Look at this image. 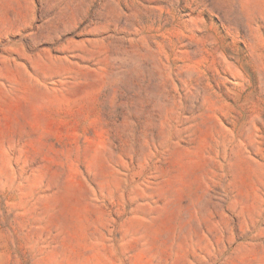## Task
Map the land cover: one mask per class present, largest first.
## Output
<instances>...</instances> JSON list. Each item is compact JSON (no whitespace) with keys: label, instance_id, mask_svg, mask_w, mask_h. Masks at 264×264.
Wrapping results in <instances>:
<instances>
[{"label":"rangeland","instance_id":"374dc122","mask_svg":"<svg viewBox=\"0 0 264 264\" xmlns=\"http://www.w3.org/2000/svg\"><path fill=\"white\" fill-rule=\"evenodd\" d=\"M0 264H264V0H0Z\"/></svg>","mask_w":264,"mask_h":264}]
</instances>
